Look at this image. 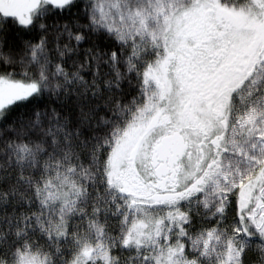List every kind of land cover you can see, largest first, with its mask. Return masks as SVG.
<instances>
[{
  "label": "snow or ice",
  "instance_id": "snow-or-ice-1",
  "mask_svg": "<svg viewBox=\"0 0 264 264\" xmlns=\"http://www.w3.org/2000/svg\"><path fill=\"white\" fill-rule=\"evenodd\" d=\"M0 264H264V0H0Z\"/></svg>",
  "mask_w": 264,
  "mask_h": 264
}]
</instances>
